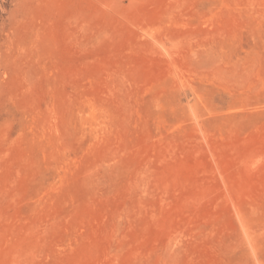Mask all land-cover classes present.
Segmentation results:
<instances>
[{
	"label": "rangeland",
	"instance_id": "374dc122",
	"mask_svg": "<svg viewBox=\"0 0 264 264\" xmlns=\"http://www.w3.org/2000/svg\"><path fill=\"white\" fill-rule=\"evenodd\" d=\"M0 264H264V0H0Z\"/></svg>",
	"mask_w": 264,
	"mask_h": 264
}]
</instances>
